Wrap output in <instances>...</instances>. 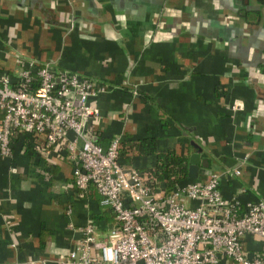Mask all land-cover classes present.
Instances as JSON below:
<instances>
[{"label": "crops", "instance_id": "obj_1", "mask_svg": "<svg viewBox=\"0 0 264 264\" xmlns=\"http://www.w3.org/2000/svg\"><path fill=\"white\" fill-rule=\"evenodd\" d=\"M29 61L102 87L90 135L103 148L118 137L122 165L148 176L156 158L134 148L143 138L187 159L198 148L208 167L192 180L213 171L226 200L264 201V0H0V72L15 79ZM10 145L0 264H59L88 222L103 237L112 218L93 188L74 187L61 150L27 134ZM241 240L248 256L264 251L260 237Z\"/></svg>", "mask_w": 264, "mask_h": 264}, {"label": "built area", "instance_id": "obj_2", "mask_svg": "<svg viewBox=\"0 0 264 264\" xmlns=\"http://www.w3.org/2000/svg\"><path fill=\"white\" fill-rule=\"evenodd\" d=\"M100 90L87 77L47 63L29 61L15 79L0 72V154L11 157L13 132L41 138L48 148L62 151L74 187L80 192L93 188L99 204L113 213L114 222L103 237L86 223L79 228L82 238L57 262L264 264V251L248 256L241 240L247 234L264 240V201L240 206L235 199L226 200L213 171L204 182L190 181L168 193L148 185V176L119 162L118 137L105 148L93 141L89 122L98 109L89 99ZM8 170L13 172V166Z\"/></svg>", "mask_w": 264, "mask_h": 264}, {"label": "trees", "instance_id": "obj_3", "mask_svg": "<svg viewBox=\"0 0 264 264\" xmlns=\"http://www.w3.org/2000/svg\"><path fill=\"white\" fill-rule=\"evenodd\" d=\"M22 133L13 132V136ZM134 148L141 154H155V165L149 171L148 179L145 181L151 187H155L159 182L164 185V193L170 192L174 187L181 186L192 180L187 176L188 159L185 155H177L173 150L157 151L154 147V139L143 138L135 142ZM194 179V178H193ZM101 215L107 214L111 217V225L114 222L113 213L110 208L100 204Z\"/></svg>", "mask_w": 264, "mask_h": 264}, {"label": "water", "instance_id": "obj_4", "mask_svg": "<svg viewBox=\"0 0 264 264\" xmlns=\"http://www.w3.org/2000/svg\"><path fill=\"white\" fill-rule=\"evenodd\" d=\"M199 149L197 148L196 153H193L188 158V168H187V176L191 179L197 176L198 166H202L204 168L208 167V161L205 159H199L198 155Z\"/></svg>", "mask_w": 264, "mask_h": 264}]
</instances>
